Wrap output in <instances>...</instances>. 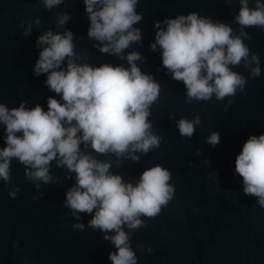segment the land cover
Listing matches in <instances>:
<instances>
[{"label": "water", "instance_id": "obj_1", "mask_svg": "<svg viewBox=\"0 0 264 264\" xmlns=\"http://www.w3.org/2000/svg\"><path fill=\"white\" fill-rule=\"evenodd\" d=\"M249 6H254V0ZM239 7L238 0L231 5L226 0H139L136 11L143 20L135 27L142 30V43L133 44L124 55L141 53L143 62L137 65L161 85L149 119L153 133L162 139L139 162L125 159L117 166L111 157V171L135 183L143 170L159 164L171 171L175 193L158 216L142 217L145 227L125 228L131 232L137 264H264V208L255 197L243 194L242 178L235 173V158L248 137L264 133V28L245 29L249 59L251 54L259 56L260 75L251 76L242 61L233 70L246 78L245 88L223 100L213 95L208 101L187 102L183 83L163 68L159 46L155 51L150 48L156 21L192 11L228 23L234 35L239 34L234 20ZM64 13L70 19L58 26ZM89 24L83 0H63L52 9L45 8L42 0H0V103L9 108L21 102L28 108L40 104L47 110V98L56 94L45 85L47 76H36L33 68L42 48L37 38L48 30L73 33L75 50L83 59L78 63L128 67L126 60L94 47L98 42L87 36ZM28 28L31 31L24 35ZM197 116L200 123L193 136H181L177 121ZM213 131L220 134V143L214 147L207 143ZM3 135L0 126V147ZM50 173L51 183L30 181L24 165L13 159L11 181L0 178V264H112L108 256L115 248L103 238L105 233L88 226L91 215L79 213L77 219L64 206L74 174L57 167L55 161ZM10 192L16 193L14 198ZM76 224H83V230Z\"/></svg>", "mask_w": 264, "mask_h": 264}, {"label": "clouds", "instance_id": "obj_2", "mask_svg": "<svg viewBox=\"0 0 264 264\" xmlns=\"http://www.w3.org/2000/svg\"><path fill=\"white\" fill-rule=\"evenodd\" d=\"M47 9L63 0H42ZM234 16L239 34L228 23L213 21L195 11L187 15L156 21L155 42L150 48L161 51L166 73L186 88V101H208L233 97L245 88L246 78L235 67L244 62L250 75L261 73L259 56L251 54L244 42L249 27L264 28V0H238ZM90 21L87 36L98 42L101 53L126 60L121 64L102 63L94 66L76 52L70 30L46 31L37 38L41 45L33 72L45 74V85L56 96L47 98V110L40 104L28 108L25 102L9 108L0 103V178L11 181V163L24 165L30 181L51 183V163L74 174L75 183L66 191L64 206L72 215H91L88 226L105 233L115 251L109 253L112 264H137L132 250L131 232L145 227L144 218H155L172 201L175 188L171 171L159 164L146 168L133 183L111 168L123 160L139 162L141 155L160 146L162 137L153 133L151 107L159 99L160 83L137 65L141 53L125 50L142 43V30L135 25L143 20L136 11L139 0H83ZM231 5L232 0H226ZM70 14L59 16L64 25ZM161 23L166 27L162 28ZM30 28L24 35H28ZM255 63L256 67H251ZM231 103V101H229ZM200 117L177 121L179 133L191 138ZM213 147L220 134L213 131L207 138ZM90 149V150H89ZM95 153V154H94ZM98 156H106L101 160ZM235 173L242 178L243 194L255 197L264 208V133L250 135L235 158ZM39 188V184L36 185ZM10 192V197H15ZM83 230V224L74 225ZM108 233H113L108 235ZM151 251V249H149Z\"/></svg>", "mask_w": 264, "mask_h": 264}]
</instances>
